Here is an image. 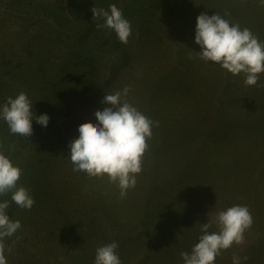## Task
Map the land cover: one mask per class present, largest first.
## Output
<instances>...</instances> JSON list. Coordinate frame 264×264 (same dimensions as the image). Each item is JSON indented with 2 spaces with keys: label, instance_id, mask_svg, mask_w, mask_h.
<instances>
[{
  "label": "rangeland",
  "instance_id": "374dc122",
  "mask_svg": "<svg viewBox=\"0 0 264 264\" xmlns=\"http://www.w3.org/2000/svg\"><path fill=\"white\" fill-rule=\"evenodd\" d=\"M71 1L0 0V264H264V0Z\"/></svg>",
  "mask_w": 264,
  "mask_h": 264
},
{
  "label": "trees",
  "instance_id": "16d2710c",
  "mask_svg": "<svg viewBox=\"0 0 264 264\" xmlns=\"http://www.w3.org/2000/svg\"><path fill=\"white\" fill-rule=\"evenodd\" d=\"M69 3H72V1L70 2V0H69ZM81 3V2H80ZM89 3V2H88ZM87 3V4H88ZM82 7H84L85 8V5H82ZM84 13V12H83ZM77 15H78V13H77ZM61 19V17H59V18H57L56 16H54L53 17V20L55 21V23H57L58 25L61 23L60 21H58V20H60Z\"/></svg>",
  "mask_w": 264,
  "mask_h": 264
}]
</instances>
